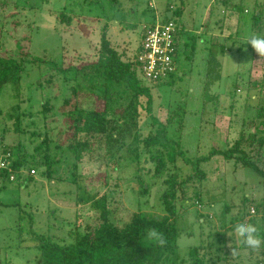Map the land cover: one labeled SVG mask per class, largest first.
<instances>
[{
  "label": "rangeland",
  "instance_id": "obj_1",
  "mask_svg": "<svg viewBox=\"0 0 264 264\" xmlns=\"http://www.w3.org/2000/svg\"><path fill=\"white\" fill-rule=\"evenodd\" d=\"M213 1L184 0L182 16H174L173 21L185 27L179 45L188 44V54H180L177 58V75L171 85L152 86L151 92L153 115L161 123L166 122L175 108L183 109L187 116L189 113H197L188 117V123L179 130L181 138L190 135L195 126L198 127L199 124L196 123L202 121V115L207 119L212 114L218 102L214 96L220 95L221 100L215 110L212 126L213 141L221 148L225 139L232 143L241 132L248 135L259 123L256 120L251 126L248 121L255 117L257 108L264 104V56L259 57L255 51L250 52V45L247 44V37L254 35L251 32V21L258 12L254 7L255 1L240 0L247 13L242 12L237 19L232 18L229 12L226 16L222 15L225 7L221 2L214 4ZM167 2L168 0H0V51L8 57L15 56L18 43L24 49H29L34 56L43 55L52 61L61 62L62 68L89 64L97 56L99 34L107 23L113 47L124 54L125 60H130L141 41V25L150 24L148 22L154 9L162 10ZM169 2L177 7L176 10L181 5L179 0ZM259 2H262L263 9L264 0ZM149 6H153V9ZM211 6L213 13L210 17L208 12ZM262 13L264 15V9ZM63 15L71 19L63 21ZM13 20L22 22L16 30L11 25ZM195 34L199 36L196 37ZM209 53L215 55L217 64L207 61ZM26 69L18 99L20 111L25 114L22 125L31 126L36 121V125L29 126L31 131L43 134L47 127L48 134L53 139V148L58 144L66 145V132H60L58 127L60 120L58 119V123H51L50 120L55 116L49 113L51 116L42 122L38 113L41 111L40 103H45L46 99L54 106L53 113L56 111L65 94L62 78L48 68L47 64L29 66ZM247 85L248 93L245 92ZM79 98L81 101L85 94L80 93ZM16 103L11 85L4 86L0 91V141L6 145L23 142L29 152V135L18 137L13 134L11 122L5 116ZM94 106L97 110L101 109L98 101H95ZM29 117L33 119H28ZM148 125L149 119L143 118V133L148 131ZM175 127L177 126L170 128L169 134ZM256 128L264 133V124ZM202 136H199V132L194 134L190 142L194 144L191 146L193 150H196L197 141ZM125 151L119 156L125 155ZM51 157L55 162L53 171L49 177H40L39 170L36 171L33 175L35 185L0 183V264H35L38 252L29 247L31 242L27 233L30 226L37 234L69 244L73 242L68 234L75 228L76 213L82 223L94 224L96 217L89 205L75 204L77 198L84 200V188L91 195L111 193L110 221L114 224L125 221L136 212L153 218L163 217L159 200L162 180L151 179L146 175L150 165H140L141 179L148 186L145 196L140 197L136 193L137 165L133 159L110 161L106 157L105 148L97 143L92 144L88 151L82 152L77 161L65 148L52 151ZM222 165L218 158L207 165L208 178L199 191V209L191 204L181 210L180 205H177L176 250L171 264H180L182 260H186L189 250L196 246L209 244L217 247L219 235L227 229L213 230L214 225L235 222L244 216L248 207L244 202L252 200L255 205H264V178L249 168L235 166L233 162L227 163L221 173ZM178 167L181 176L189 172V167L184 166L181 161H178ZM260 168L264 172V153ZM221 174L224 178L219 182L217 177L221 178ZM255 210V207H251L249 213L254 214ZM199 216L202 217L200 221ZM255 220H264V217L259 216ZM232 243L233 239L226 233L222 247L227 255L222 253L221 257L226 256L227 264H261L262 261L264 264V259L258 260V254H264V251L250 252L241 249L240 254L234 257L230 247ZM207 257L205 264H213L214 257L209 254Z\"/></svg>",
  "mask_w": 264,
  "mask_h": 264
},
{
  "label": "trees",
  "instance_id": "obj_2",
  "mask_svg": "<svg viewBox=\"0 0 264 264\" xmlns=\"http://www.w3.org/2000/svg\"><path fill=\"white\" fill-rule=\"evenodd\" d=\"M254 1V7L258 12L252 18L251 32L254 35H264L263 4L259 0ZM179 2L181 5L176 10L177 7L168 0L162 10L153 11L148 22L150 24L154 22L156 12L161 24L172 23L176 28L173 58L175 72L167 74V77L161 78L154 84L146 83L141 78L136 63L138 45L132 58L125 60L124 54L119 53L110 41L108 36L110 27L107 23L99 34L97 56L95 55L94 61L89 64L62 68L61 62L52 61L43 55L34 56L29 49H24V46L18 43H16L18 52L15 56L8 57L0 51V91L4 86L11 85L13 99L17 102L9 108L5 116L11 122L13 134H17L18 137L29 135L28 141L31 144V150L28 152L27 145L23 142L6 145L0 141V156L10 163L9 169L14 175V180L9 181L3 174L0 183L8 182L27 186L34 183L35 185V177L30 175V171L39 170L40 177H49L55 165L51 157L52 151L65 148L77 161L82 152L88 151V148L96 143L105 148L106 157L110 161L134 160L137 165L135 174L138 196H145L148 189L141 179L140 165L142 167L150 165L146 175H149L151 179L162 180L159 200L164 213L163 217L153 218L136 212L119 224L110 221L111 193L91 195L84 188V200L77 198L75 204L89 205L96 217L94 224L82 223L76 213L75 228L68 234L73 242L69 244L37 234L30 226L27 233L31 242L29 247L38 252L35 264H171V258L176 250L177 205H180L181 210L191 204L198 209L201 207L199 191L207 181L209 163L218 158L223 164L221 172L223 173L226 164L233 162L235 166L249 168L264 178V172L260 168L264 153V133L256 130L257 126L264 124V104L257 108L255 117L248 121L251 126L256 123V120L259 121L255 130L248 135L241 132L232 143L225 139L221 148L217 147L213 141L214 127L212 126L216 116L215 110L221 100L220 95L214 96L218 102L212 114L207 119H204L202 115V121L196 123L199 124L198 127L195 126L192 133L185 138H181L179 130L188 123V117L191 118L197 113H189L187 116V112L183 109L175 108L165 123H161L153 115L152 86L171 85L177 75V58L180 54L184 56L188 54V44L179 45L185 27L173 21L174 16L181 17L184 11V0ZM213 2L214 4L221 2V5L225 7V12L222 11L224 16L229 12L230 16L234 15L237 19L242 12L247 13L240 0H214ZM212 10L211 6L210 17ZM254 13H256L255 9ZM61 18L67 22L71 19L65 15ZM20 23L22 22L19 20H13L11 25L16 30ZM195 36L199 35L195 34ZM249 49L250 52L254 51L251 46ZM187 58L189 59L188 56ZM206 59L210 64H217L215 55L211 53ZM41 64H47L48 68L56 72L63 81L65 94L56 111L53 113L55 108L50 104V100L46 99L45 103H40L41 111L38 113L43 119L42 122H45L51 114L55 116L53 120H50L51 123H58V119L60 120L59 131L66 132L64 146L55 142L58 145L52 147L53 139L48 134L47 127L43 134H39L30 130L32 125H36V121L31 126L28 124L23 126L21 122L25 118V114L20 111L18 100L22 77L27 73V67ZM207 76L211 75L207 74ZM245 89L248 93L249 85ZM80 93L85 94V98L81 101ZM95 101L101 103L100 110L95 108ZM143 118L149 119V128L145 133L142 132L141 126ZM242 124L244 125V119ZM175 125L177 127L169 134L170 128L173 129ZM196 132H199L200 137L203 135V138L197 141L196 150H193L191 146L194 144L190 142ZM190 138L191 141H189ZM123 150H126L125 155L119 156ZM178 161L189 167L187 174L183 176L179 174ZM222 178H224L223 174L221 178L217 177L219 182ZM246 203L248 207L241 218L254 220L259 216L264 217V205H255L252 200L243 204ZM251 207L256 209L254 214L249 213ZM201 218L199 216L198 220L200 221ZM150 230L156 231L164 242L162 244L151 241L146 243L145 236ZM226 233L227 230L219 235L217 247L207 244L190 249L186 260H182L180 264H205L208 261V254L214 257L213 264L219 262L227 264L226 256L221 257L222 253L226 254L222 247ZM261 259H264L263 253L258 254V260Z\"/></svg>",
  "mask_w": 264,
  "mask_h": 264
},
{
  "label": "built area",
  "instance_id": "obj_3",
  "mask_svg": "<svg viewBox=\"0 0 264 264\" xmlns=\"http://www.w3.org/2000/svg\"><path fill=\"white\" fill-rule=\"evenodd\" d=\"M149 7L153 9V6ZM141 26V41L138 45L136 63L141 78L146 83L154 84L161 78L167 77V74L175 72L173 58L176 28L172 23L161 24L156 12L153 23ZM9 166L10 163L0 156V180H2L3 174L5 175L4 178L9 181L14 180V175L11 174ZM34 174L35 172L31 170L30 175ZM251 213H253V210Z\"/></svg>",
  "mask_w": 264,
  "mask_h": 264
},
{
  "label": "clouds",
  "instance_id": "obj_4",
  "mask_svg": "<svg viewBox=\"0 0 264 264\" xmlns=\"http://www.w3.org/2000/svg\"><path fill=\"white\" fill-rule=\"evenodd\" d=\"M247 44L259 54L264 56V35H251L247 37ZM224 231L227 229V235L234 241L230 245L232 255L235 257L240 254L241 249L250 252L264 251V220H249L240 218L235 222L227 221L223 225L217 223L213 230ZM145 239L151 242L162 244V237L154 230L147 232Z\"/></svg>",
  "mask_w": 264,
  "mask_h": 264
},
{
  "label": "crops",
  "instance_id": "obj_5",
  "mask_svg": "<svg viewBox=\"0 0 264 264\" xmlns=\"http://www.w3.org/2000/svg\"><path fill=\"white\" fill-rule=\"evenodd\" d=\"M209 13V12H208ZM232 16V18H234V15H231ZM207 17V16H206Z\"/></svg>",
  "mask_w": 264,
  "mask_h": 264
},
{
  "label": "water",
  "instance_id": "obj_6",
  "mask_svg": "<svg viewBox=\"0 0 264 264\" xmlns=\"http://www.w3.org/2000/svg\"><path fill=\"white\" fill-rule=\"evenodd\" d=\"M168 17L170 18V14H168Z\"/></svg>",
  "mask_w": 264,
  "mask_h": 264
}]
</instances>
